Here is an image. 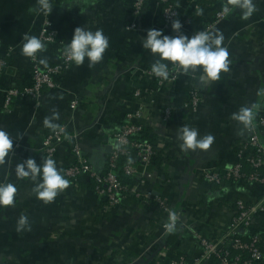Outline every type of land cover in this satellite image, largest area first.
I'll return each instance as SVG.
<instances>
[{"label":"crops","instance_id":"1","mask_svg":"<svg viewBox=\"0 0 264 264\" xmlns=\"http://www.w3.org/2000/svg\"><path fill=\"white\" fill-rule=\"evenodd\" d=\"M197 1L173 0L183 35L196 32L193 28L202 22H208L207 31L223 34L230 63L218 82L202 83L200 69L180 74L164 88H153L151 79H141L142 72L158 59L142 47L148 30L177 35L172 25L163 26L154 2L146 5L137 29L129 31L134 0H50L49 18L58 40L38 53L40 62L45 61L42 65L58 61L60 45L71 41L77 27L93 32L102 29L109 47L103 60L92 67L87 60L79 67L74 63L61 77L60 88L44 93L39 107L31 97L19 96L6 108L7 91L32 84L31 61L22 54L23 37L39 38L45 16L30 11L38 6L37 0H0V58L8 63L0 76V129L14 141L12 153L0 165V183L17 188L14 206L0 209V264H170L177 255V260L183 257L193 264L202 252L199 237L218 241L226 237L236 201L264 202L260 186L226 183L216 187L199 175L203 168L222 170L236 162L235 149L246 141L249 131L232 115L241 107L258 105L256 121L264 106V96L259 95L264 91V0H253L256 11L249 19L243 20L235 9L218 24L213 20L225 0L217 6H202V14L193 11ZM136 87L154 90V103L145 102L144 124L159 151L150 169L155 177L147 189L167 197L181 211L182 223L172 234L165 232L154 207L130 201L120 209L106 210L87 177L75 181L66 174L75 163V141L96 171H103L110 153L109 137L139 104L133 96ZM193 92L201 99L195 112L184 108ZM75 100L79 106L72 109ZM167 107L173 115L164 122L162 111ZM54 113L58 119L52 123L58 127L53 130L45 127L44 120ZM183 125L197 129L199 137L211 134L215 138L211 148L181 151L177 132ZM58 129L76 140L63 142L48 156L42 150L43 141ZM260 139L264 145V129ZM30 158L37 165L54 159L70 182L51 203L37 199L33 189L39 179L16 177V165ZM21 215L28 218L30 230L17 231ZM249 233H264V212L255 218L250 231H242L244 236Z\"/></svg>","mask_w":264,"mask_h":264},{"label":"built area","instance_id":"2","mask_svg":"<svg viewBox=\"0 0 264 264\" xmlns=\"http://www.w3.org/2000/svg\"><path fill=\"white\" fill-rule=\"evenodd\" d=\"M98 1V0H89ZM149 0H134L133 3V23L127 29L136 30L137 20L143 13ZM211 1V0H206ZM155 5L160 10L162 23L165 28H169L172 22L179 18V12L172 0H154ZM223 7V5H222ZM196 9H200L195 5ZM222 8L216 13L213 24H218L228 16L221 14ZM45 16L43 27L39 39L44 47L54 44L58 40V34L53 27L49 16ZM207 31V29L205 30ZM195 34V33H194ZM71 42V41H70ZM68 42V43H70ZM66 44H61V52L56 64L44 67L38 58L30 59L32 66V84L25 89H10L7 91L5 107L8 108L13 99L19 96L31 97L36 101V107L40 106V101L46 91H56L60 88L58 79L68 71L72 62L65 53ZM8 63L5 59L0 58V76L7 68ZM169 79L163 80L155 77L151 69H145L142 72L143 77H153L157 82V88H163L167 82H175L179 78L181 71L169 69ZM153 89L135 88L134 98L139 102L138 107L126 115L125 123L120 130L113 133L110 139V153L108 156L107 166L102 172L96 171L91 165L81 146L76 143L75 138L68 137L62 130H55L47 135L42 144V150L48 156L54 154L56 147L67 140H74L75 163L67 171V176L77 181L80 176H86L95 181V192L106 202V210H115L123 205L125 199L133 196L139 203L156 207L162 214L169 216V212H175L177 215L176 228L181 224V211L172 209L169 200L166 197L155 194L153 191L142 190L154 176L151 167L158 153V146L150 141L141 139L146 135L144 117L146 112L145 102H153ZM152 103V104H153ZM199 104V95L196 92L191 93L189 100L185 103L184 108L189 111H196ZM79 106L78 101L71 102V108L76 109ZM173 109L167 107L162 111L164 122L172 118ZM264 128V106L259 111V117L254 122V130L249 131V139L242 143L237 153L236 162L226 169L219 170L217 167H207L199 170L202 179L209 184L223 186L229 181H242L240 160L247 158L254 167H264V145L260 139L259 131ZM131 158V160H130ZM129 159L128 161H125ZM125 179L130 183L125 184ZM247 182H255L260 185L264 184V177L251 176L246 178ZM239 217L233 219V225L229 229L226 237L222 240H211L203 238L200 241L202 249L206 255L202 259L218 260L219 264H257L264 260V236L261 234H251L250 242L244 241V235L240 234L243 226H249L252 219L258 214L264 212V202H258L247 205L244 201H237L235 204ZM1 209V208H0ZM168 223V222H167ZM164 227V226H163ZM165 230V227H164ZM166 232V230H165ZM169 234V233H167ZM232 251H247L250 253L249 260H242L236 257L231 260L229 256ZM170 264H178L172 262Z\"/></svg>","mask_w":264,"mask_h":264},{"label":"clouds","instance_id":"3","mask_svg":"<svg viewBox=\"0 0 264 264\" xmlns=\"http://www.w3.org/2000/svg\"><path fill=\"white\" fill-rule=\"evenodd\" d=\"M37 7L30 9L37 14L43 13L50 16L53 7L50 0H37ZM239 9L243 20L249 19L256 11L253 0H225L221 14L231 15ZM203 10H200V14ZM182 24L178 19L172 22V30L177 33L175 36L164 35L161 30H148L143 39L142 47L154 56L157 61L151 66V73L163 80L169 79V63L174 70L181 71V74H187L189 71L195 72L197 69L202 71L200 80L202 83H215L220 80L221 73L229 71V51L223 46L224 36L218 30L213 33L210 31H197L191 37L181 33ZM109 47V40L102 29L95 32L86 28L77 27L74 30L70 43L65 47L67 57L75 63L76 66H82L85 60L89 67L100 63ZM44 50V45L36 36L25 35L23 37L22 54L26 58L36 59L37 54ZM168 62V63H165ZM41 63H45L41 60ZM264 96V91L259 93ZM258 105L253 107H241L237 113L232 115V119L243 125L247 131L254 130L255 113ZM58 119V114L54 113L51 118L44 120L45 127L55 129L58 126L52 123ZM177 139L181 142V151H201L207 152L213 142L214 137L209 134L199 137L198 130L187 125L178 129ZM14 141L10 135L0 129V165L5 163L6 158L12 153ZM15 174L18 179L31 178V180H40L33 191L37 199L45 204L55 200L58 193L69 187V181L64 178L57 168L56 161L48 158L42 164L37 165L34 159H27L15 167ZM17 188L12 183H0V208L14 206ZM177 215L175 212H169V221L164 225L166 233H172L176 229ZM30 230L28 218L21 215L17 222V231Z\"/></svg>","mask_w":264,"mask_h":264},{"label":"trees","instance_id":"4","mask_svg":"<svg viewBox=\"0 0 264 264\" xmlns=\"http://www.w3.org/2000/svg\"><path fill=\"white\" fill-rule=\"evenodd\" d=\"M58 1V0H57ZM173 1V0H172ZM149 2H154V0H149L148 1V3ZM147 3V4H148ZM218 3H220V0H211V1H206V0H198L197 1V6H199L200 8H202V6H203V9L204 8H206V7H211V6H217L218 5ZM221 8H222V6H221ZM220 8V9H221ZM219 9V10H220ZM197 10H200V9H196L195 8V6H194V10L193 11H197ZM218 12V11H217ZM215 16H216V14H215ZM161 18H162V16H161ZM214 20H215V17H214ZM213 20V21H214ZM208 25V22L206 23H204V22H202L201 23V25L198 27V28H193L194 30H197V31H205L206 30V28L208 27L207 26ZM196 31V32H197ZM193 32V31H192ZM188 32V33H186L185 34V36H188V37H191L192 35H194V33H196V32ZM57 63V62H56ZM56 63H52V64H50V65H48V66H44V67H49V66H53L54 64H56ZM74 64V63H73ZM72 64V65H73ZM71 65V66H72ZM172 67V65H170L169 66V69ZM149 69H151V68H149ZM69 70V69H68ZM67 72V71H66ZM65 72V73H66ZM64 73V74H65ZM63 74V75H64ZM62 75V76H63ZM61 79V77L58 79V82L60 83V80ZM141 79H146V77H143V75L141 76ZM153 83V88H157V85H156V83H154V82H152ZM164 88V87H163ZM147 89V88H146ZM135 90V89H134ZM139 105V104H138ZM138 107V106H137ZM136 107V108H137ZM131 111H133V110H130V112ZM128 113V112H127ZM126 113V114H127ZM125 119H126V116H125ZM124 123H125V121H124ZM124 123H123V125H124ZM145 131H146V135L145 136H143L141 139H143V140H147V141H150L151 143H153L154 145H157L156 144V140H154L152 137H150V135H149V129L147 128V126H145ZM158 151H159V147H158ZM238 151H239V147L238 148H236L235 149V154L237 155V153H238ZM157 155H158V153H157ZM237 158V157H236ZM156 159H157V156H156V158H155V160H154V162L156 161ZM129 159H127V160H125V161H128ZM130 160H131V158H130ZM107 161H108V159H107ZM107 161H106V164H107ZM154 162H153V164H154ZM240 164H241V170H240V172H241V175H242V182H247V181H245L246 180V178H250L251 176H261V177H264V167H260V168H256V167H254L253 165H252V163L247 159V158H243V159H241L240 160ZM107 165H105V167H106ZM105 167H104V169H105ZM104 169H103V171H102V174H105V171H104ZM223 170V169H222ZM86 177V176H85ZM88 179H89V181H90V186H91V188L95 191V181L94 180H92L91 178H89V177H87ZM125 181V184H128V183H130V180H128V179H125L124 180ZM213 186H216V187H218V185H215V184H212ZM262 189H264V184H263V186H260ZM145 190H148V191H152V190H149V189H147V187H145L144 188ZM167 198V197H166ZM168 199V198H167ZM135 202L136 200H135V198L133 197V196H130V197H128L127 199H125V201L123 202V204H125V203H128V202ZM136 202H138V201H136ZM104 203L106 204V202L104 201ZM247 205H251V204H247ZM123 206V205H122ZM121 206V207H122ZM121 207H119V209L121 208ZM171 207H172V205H171ZM155 209H156V214H157V216H159V219H161L162 221H163V223H167L168 221H169V216H166V215H164V214H162V212L161 211H159L158 210V208H156V207H154ZM172 209H174L173 207H172ZM234 210H235V216H234V219L235 218H237V217H239V213H238V211H237V208L236 207H234ZM263 213V212H262ZM261 214V213H260ZM259 215V214H258ZM257 215V216H258ZM254 220H255V218L253 219V222H254ZM234 221V220H233ZM253 222H252V224H253ZM176 230L177 229H175L172 233H174V232H176ZM172 233H169V234H172ZM240 234H242V232L240 231ZM243 235V234H242ZM249 236L250 235H248V236H243V240L244 241H246V242H250V238H249ZM261 236H264V233H262L261 234ZM178 256L179 255H177V256H175L174 257V260H177V258H178ZM236 257H240L242 260H249L250 258H251V256H250V253L249 252H247V251H232V253H231V255L229 256V258L231 259V260H233V259H235ZM212 261H215V262H217V263H219L218 262V260L217 259H213ZM264 262V260L263 261H260L259 263H257V264H262Z\"/></svg>","mask_w":264,"mask_h":264},{"label":"rangeland","instance_id":"5","mask_svg":"<svg viewBox=\"0 0 264 264\" xmlns=\"http://www.w3.org/2000/svg\"><path fill=\"white\" fill-rule=\"evenodd\" d=\"M182 71V70H181ZM180 77V76H179ZM149 79H151L152 80V82H154V83H156L157 81L153 78V77H151V78H149ZM178 79V78H177ZM176 82V81H175ZM174 82H167L166 84H165V86L164 87H167V86H169V85H171V84H173ZM200 101H201V99H200V96H199V104H198V107H197V110H198V108H199V105H200ZM196 110V111H197ZM191 112H195V111H191ZM255 122V121H254ZM262 129H264V128H261V130ZM260 130V131H261ZM260 131H259V134H260ZM249 136H250V134H249ZM249 136H248V138L246 139V140H248L249 139ZM239 147H241V145L239 146ZM226 169V168H225ZM153 174V173H152ZM199 175L201 176V174H200V172H199ZM154 176V175H153ZM68 177V176H67ZM81 177H83V176H80L78 179H77V181H79L80 179H81ZM155 177V176H154ZM202 177V176H201ZM203 178V177H202ZM72 179V178H71ZM154 179V178H153ZM74 180V179H73ZM151 181H153V180H151ZM150 181V182H151ZM205 181V180H204ZM150 182L146 185V186H143L142 187V190H144V191H146L144 188L145 187H147L149 184H150ZM206 182V181H205ZM207 183V182H206ZM228 183H238V184H247V185H257V186H263V185H260V184H258V183H255V182H240V181H229ZM238 201H241V200H238ZM237 202V201H236ZM235 202V203H236ZM257 216H255L254 218H256ZM253 218V219H254ZM253 219H252V221H251V224L249 225V226H243L242 228H241V232L243 231V232H248V231H250V229H251V226H252V222H253ZM181 223H182V215H181ZM166 223H164L162 226H164ZM179 226H180V224H179ZM179 226L176 228V229H178L179 228ZM163 229H164V227H163ZM252 233H249V235H251ZM204 237H199V245H200V247H201V244H200V241H201V239H203ZM211 240H213V241H215V239H211ZM204 248L202 249V247H201V256L199 257V259H197V260H195L194 261V263L193 264H204V263H209V262H211V260H208V259H202V256H205L206 255V251L204 252ZM172 262H177L178 264H187V261H185V259L183 258V257H179V259L178 260H171L170 261V263H172ZM219 264V263H218Z\"/></svg>","mask_w":264,"mask_h":264}]
</instances>
